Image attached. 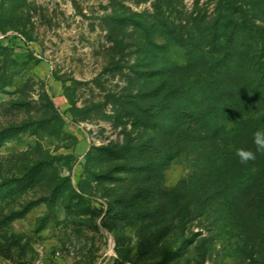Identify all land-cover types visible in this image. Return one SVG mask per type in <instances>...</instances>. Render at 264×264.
I'll return each mask as SVG.
<instances>
[{
	"label": "rangeland",
	"instance_id": "1",
	"mask_svg": "<svg viewBox=\"0 0 264 264\" xmlns=\"http://www.w3.org/2000/svg\"><path fill=\"white\" fill-rule=\"evenodd\" d=\"M216 2L0 0V263L60 250L71 264H264V243L249 258L242 221L216 207L150 222L117 199L146 174L129 148L180 98L160 64L187 58L182 26ZM189 169L180 157L156 179Z\"/></svg>",
	"mask_w": 264,
	"mask_h": 264
},
{
	"label": "trees",
	"instance_id": "2",
	"mask_svg": "<svg viewBox=\"0 0 264 264\" xmlns=\"http://www.w3.org/2000/svg\"><path fill=\"white\" fill-rule=\"evenodd\" d=\"M216 3L219 12L208 22L196 18L182 26L183 41L193 48L187 58L160 64L166 94L180 98L163 108L166 125L156 138L129 148L134 171L146 174L117 199L150 222L182 221L216 207L242 221L252 258L262 250L254 249L256 240L264 243V153L242 164L236 150L255 151L253 133L264 131V0ZM180 157H187L189 172L162 187L157 175Z\"/></svg>",
	"mask_w": 264,
	"mask_h": 264
},
{
	"label": "built area",
	"instance_id": "3",
	"mask_svg": "<svg viewBox=\"0 0 264 264\" xmlns=\"http://www.w3.org/2000/svg\"><path fill=\"white\" fill-rule=\"evenodd\" d=\"M0 264H71L60 250H54L49 257H34L20 260H5Z\"/></svg>",
	"mask_w": 264,
	"mask_h": 264
},
{
	"label": "clouds",
	"instance_id": "4",
	"mask_svg": "<svg viewBox=\"0 0 264 264\" xmlns=\"http://www.w3.org/2000/svg\"><path fill=\"white\" fill-rule=\"evenodd\" d=\"M252 142L255 146V151L245 148H238L236 150V155L239 157L240 163L247 164L249 161L256 159L257 152L264 153V131H256L253 133Z\"/></svg>",
	"mask_w": 264,
	"mask_h": 264
}]
</instances>
